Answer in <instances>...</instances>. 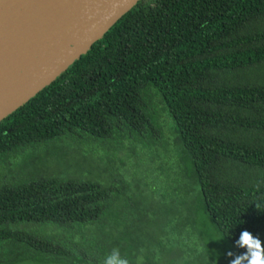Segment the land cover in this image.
Returning <instances> with one entry per match:
<instances>
[{"label":"trees","instance_id":"16d2710c","mask_svg":"<svg viewBox=\"0 0 264 264\" xmlns=\"http://www.w3.org/2000/svg\"><path fill=\"white\" fill-rule=\"evenodd\" d=\"M182 161L215 234L264 235V0H138L0 120V264H190Z\"/></svg>","mask_w":264,"mask_h":264},{"label":"water","instance_id":"95a60500","mask_svg":"<svg viewBox=\"0 0 264 264\" xmlns=\"http://www.w3.org/2000/svg\"><path fill=\"white\" fill-rule=\"evenodd\" d=\"M138 0H0V120L50 84Z\"/></svg>","mask_w":264,"mask_h":264},{"label":"rangeland","instance_id":"374dc122","mask_svg":"<svg viewBox=\"0 0 264 264\" xmlns=\"http://www.w3.org/2000/svg\"><path fill=\"white\" fill-rule=\"evenodd\" d=\"M66 149H59L57 151L56 149L48 148V150L43 149V152H36L35 154H32L34 158L44 160L49 158L51 154H57L59 156L65 155L67 152ZM28 153L29 152H27V156H30ZM69 155H71V152H69ZM180 165L181 171L183 169L187 173L186 183L188 188L191 190V193L185 196L182 200L187 205H189L190 216L195 218L196 228L200 230L203 238V240L197 241L198 243H195L193 244L194 246H191V251L193 250L192 247H194V255L189 256V260L191 261L190 264H229V261L234 257H230L228 253L232 252L234 254H240L243 252V250L235 248L228 242L220 239L221 237L215 234L213 229L204 218L203 211L199 205V199L195 195L196 192L194 188H192L190 178H188L189 171L187 165L184 163V161H182V164L180 163ZM155 166L156 163L153 162L151 164H143L141 167H139L140 169H138L139 173L150 180L152 184L157 183L158 180L156 178L159 177V171L155 170L154 172ZM258 237L264 241V235Z\"/></svg>","mask_w":264,"mask_h":264},{"label":"clouds","instance_id":"9594fccd","mask_svg":"<svg viewBox=\"0 0 264 264\" xmlns=\"http://www.w3.org/2000/svg\"><path fill=\"white\" fill-rule=\"evenodd\" d=\"M235 245L245 251L240 254L229 252L228 255L234 257L229 261V264H264V241L258 236H254L248 230H243L235 241ZM102 264H130V261L121 255L119 249L114 248L106 255Z\"/></svg>","mask_w":264,"mask_h":264}]
</instances>
